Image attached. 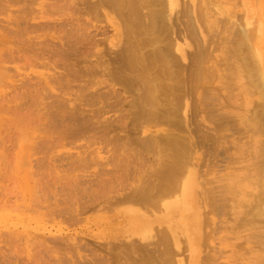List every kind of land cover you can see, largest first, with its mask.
Listing matches in <instances>:
<instances>
[{
	"label": "rangeland",
	"instance_id": "374dc122",
	"mask_svg": "<svg viewBox=\"0 0 264 264\" xmlns=\"http://www.w3.org/2000/svg\"><path fill=\"white\" fill-rule=\"evenodd\" d=\"M92 1H94L93 7H87V5ZM163 1L164 3L166 2L165 0H162V2ZM199 1L200 0H195L197 7L201 5ZM231 1L232 4L228 5L229 2L231 3ZM231 1L210 0L211 4L208 2L209 4H207L206 7H208L211 13L209 12V10H206L207 8H205V11L206 12L208 11L207 12L208 14H213L215 16L214 17L212 15L214 19L215 18L219 19L220 22L217 20L219 25L221 21L222 20L223 21L221 23V26H219L215 19V23L214 25H212V29L209 30L207 28H204V32L202 34L205 37L206 40L205 42L203 41L202 34L199 32V29H197L196 22L193 19L194 16L193 18H191L192 13L188 12L191 11L190 8L188 9L190 5L188 7L186 5H183L186 4L187 2L188 5L190 3V0H178L179 3L178 7L174 11H172L170 15L167 11H165L166 9L158 11V16L156 17V21H155V25L157 27L156 35H158V37L167 38V41L173 38L174 40H177L178 43L183 47H185L186 50L188 51V53L186 51V53L183 55V53L173 48L174 51H172V56H171L172 63H169V65H171V68H174L173 70H175L177 73H175L176 77H174V79L170 80L169 82L173 84L184 83L183 85H186L188 83L187 77L190 71L189 68H191V65L193 63L194 65L196 64L199 65V67L202 65L200 68L203 75L205 76H201L202 75L201 73L199 78H196V80L198 81V79L202 77L199 80V83L192 81L191 86L194 87L192 89L193 91H191V95L187 96L186 99L184 100L188 102V107L186 108L175 107V105H173L174 99H171V96H169L170 97L169 100H171L170 106L174 108L172 110V113L169 114L168 116L169 121H166V123H163L155 127L154 126L150 127L151 123L148 122L147 118L149 115L148 110L151 107L148 104H144L140 106L143 107L140 112L142 116L136 117L134 113L137 111L136 110L137 108L135 105H134L135 107L132 106L133 104H135L134 102L131 104V100H132L131 96L135 95V93L138 94L141 93V89H140L142 85L141 81L137 79L136 85L135 87H133V91L128 90L129 91L128 92L126 90L125 92L123 89H120L122 88L123 85L121 84L123 83L119 82L117 79H116L117 82L115 80H112L106 74L108 73L110 68H114L118 64L117 62L108 60V58L112 59L117 49L124 45V35L121 33L122 32L121 29L124 24V15L127 13V9L126 8L123 9L126 3L125 0H101V1L97 0V2H95V0H69L67 1V3L63 4L60 7L53 5L50 0H13V2L11 0L10 2L9 0H0V29L2 30V31L0 30V32L2 34L5 33L6 34V35L4 34L5 37L8 36L6 37L8 43L5 42L6 39L2 41L4 43L1 44L0 42V49H1L0 57L1 59L5 58L6 55H9L12 58L14 57V60L10 58L11 60H13L11 61L9 59V56H7L6 59L8 58L10 61L7 63L5 62L6 64L4 63L5 61L4 59L3 61L0 62V64H2L3 66H6L4 68L0 67V73L2 75L4 74V76L0 77V78L4 77L2 80L0 79V98L3 101L5 100L4 102L0 100V119H1L0 121H4V120L6 121V122L4 121L3 123L1 122L2 124H0V129H1L0 130V134H1L0 135V248L1 250H3V253L5 252L6 254L7 253L11 254L12 255L11 257L14 258V262L11 257L9 258L7 257L10 256L9 254H7L6 261H5L6 258L5 257L0 261V264H4V263L5 264H15V263L16 264H30V263L31 264H116L117 263L118 264V259H119V264H127L126 262L129 261L131 262H129L128 264L130 263L160 264L161 261H162L161 264H164L167 261L169 264H171V261L173 264H201V263L253 264L255 261L256 262L254 264H260V263L262 264V262L260 261H262L264 258L262 260H260L261 257H259L260 259L256 258L257 260L258 259L260 260L257 261L256 259H254L256 257L255 255L257 254H252V253L258 252L259 256H263L264 248H262L263 249L262 251L260 244H258L257 241H255V239L253 240L248 238V235L251 232L250 226L240 224L241 221L239 223L235 219V215L238 216L236 214V211L240 213L242 209L243 210L247 209L248 206L246 205V203L248 202H245V204L243 203L244 205L238 203L239 206H237V203L234 202L235 203L234 204L231 202L232 197L228 195L229 192L227 193L226 191L227 193L226 194L224 188H222L224 192L221 191L220 189L223 185L225 186V184H227L229 180L230 182L234 180L232 179L234 177V174L237 175L238 173H242V170L243 172H245L244 167L248 165L247 164L249 162L248 160L251 159L252 160V161L250 160L251 162L257 161L256 159L257 157H255V161H253L252 159L254 158V155H257L256 151L253 152L252 149L253 147L250 149L252 142L253 141L255 142V139H257L259 141H262L261 144L264 145V122L262 120H260L259 122V120L255 119V114L259 115V113L262 110H264L263 108L264 86L258 80H255L256 82L258 81V84H256V82L254 81L255 83H252L253 85L252 84L249 85V80L247 79V76H245V74H240L241 76L236 75L238 71L234 74H231V69L234 67L233 65H235V60H234L235 58L229 57V53L226 52L227 50L229 51L230 47L228 46L230 45L232 46L233 42L235 41V39L232 36L236 37L235 33H237L238 31L237 29L241 30L243 28V24L245 25V23L250 22V24L247 25V27L250 29H252V26L255 25L253 30L254 33L255 28L257 26L256 21L260 19L264 14V0H234L236 4L233 2V0ZM45 4H47L48 6ZM183 6L185 9L183 8ZM211 7L212 9L213 8L214 9L211 10ZM182 8L184 9L183 11L184 14H182L181 12V10H183ZM142 10L143 13L145 14L148 13L147 10L145 9ZM231 11L232 12L234 11L233 12L234 15L232 14ZM143 19L145 23L148 22L147 15H144ZM254 19L255 22H253ZM138 20L139 19H137V21ZM43 22H46L47 24H44ZM173 22L175 24L177 23L178 27H184L183 24L189 23L192 33L191 36H188L186 39L187 44H184L183 39L180 38L181 39L180 40L178 36L176 37L171 32L170 26L174 24ZM34 24L36 26H39L40 28L34 26ZM216 24H217V28H216ZM230 24L232 25L229 26ZM31 25L34 27L30 28ZM51 25L52 28H50ZM54 25L61 27L58 28L55 27ZM15 26L17 28H15ZM25 27L28 30H26ZM228 27L229 29H227ZM234 27L236 28L237 31H235ZM218 29L220 30L218 31ZM33 30L35 33L29 32ZM205 30L206 31L209 30V32L208 31L205 32ZM211 30L214 31L212 32ZM233 31H235L234 34ZM193 33H195L194 34L195 36L193 35ZM222 34L224 36H222ZM226 36L229 37L230 39L227 38ZM222 37L224 38V40L222 39ZM226 39H228L229 41L232 40L233 42L230 41L231 43L230 44L229 41ZM29 41L30 43L28 44ZM212 41H214L213 45H212ZM24 42L25 44H28V46L22 45L24 44ZM71 42L74 44H72L70 47L69 44H71ZM222 42L224 45L222 44ZM50 45L51 47H48ZM156 45H162V43H157ZM5 46L8 49L7 48L4 49ZM46 46L48 47L47 48L48 50L46 49ZM216 48H218L219 51ZM261 48L262 51L264 52L263 45L261 46ZM43 49L45 51H43ZM61 49H65V51L68 52L64 51L63 53ZM55 50H57V52ZM247 50L244 49V53L245 51L247 52ZM209 51L211 53H209ZM11 53L12 54L19 53V54L12 55ZM62 53L65 55H61ZM225 53L228 55H226ZM109 56H113V57H109ZM231 61H234V63ZM103 67L105 68V70L104 69L102 70ZM123 71L127 72L126 69H122V71L120 72ZM179 71L180 73H178ZM8 72H10V75ZM254 78L255 77H253V79ZM61 80L62 83L61 84L58 83V81ZM65 80L70 82L67 83L65 82ZM24 82L25 83L30 82V83L27 85ZM64 83L65 84L70 83L72 85L70 86L69 84V87L65 88L67 90L65 89L63 90L62 88H64L65 86L67 87V84L65 85ZM20 84H22V86ZM37 84H39V86ZM62 84H64L65 86L61 88ZM12 85L14 87H12ZM24 85L26 89L23 87ZM31 86L32 87L35 86V87L32 88ZM45 86L47 89L44 88ZM38 87L40 88V90ZM136 87L137 89H135ZM35 88L36 90L37 89L39 90V91L37 90L38 94L35 93L36 92ZM113 88H117L120 91L122 90L120 93L119 90L118 92H116L121 95L119 96L117 94L116 96V93L112 94L111 89ZM18 89H20V91L23 92L22 93L23 96ZM61 89L62 91L60 92ZM117 89L114 90L116 91ZM25 90L26 93L24 94ZM16 91L18 92L17 94ZM28 91L30 93H27ZM40 93L41 95L38 97ZM49 93L52 94V99ZM108 93L111 94L108 95ZM186 93L188 92L186 91ZM259 93H261V95ZM33 94L37 96L35 97ZM46 94L47 96H45ZM60 94L61 96H59ZM105 94H107V96ZM18 95L21 96L20 99H18L20 97ZM98 95L102 98L100 102L98 101L99 99L97 100V98H99ZM104 95L106 96L107 104H104L105 102ZM112 95H115L118 98ZM58 96L59 98L60 97L61 98L58 99L57 98ZM15 97L17 100L15 99ZM31 97L34 98L32 99ZM8 98L11 100V102ZM122 98L126 99V102ZM119 99H122V103L120 102ZM30 100L31 102H29ZM59 100L60 103L64 104L63 106L61 105L62 107L59 104V106L61 107V108L59 107L60 110H62V108L65 107L63 110L64 113H61V111L58 110V107L56 106L58 105ZM107 100L110 101L111 103H109ZM127 100H129L130 103L129 101L127 102ZM133 100H135V96ZM53 101L55 102V106L52 104L54 103ZM116 102L121 104L119 105ZM43 103L44 104L47 103L48 107L46 106V104L42 106ZM37 104H39L40 106ZM109 104L112 105V107H110ZM129 104L131 108L130 107L128 108ZM9 105L10 107L8 108ZM34 106L36 107L35 109ZM72 106L78 107L79 109L83 110V113H81L82 110H80L81 112H79L80 114H83L80 116V120L82 121L81 123L82 126L84 123L83 121L87 122L88 121L87 118L89 117L88 119L90 121V124L86 125V123H84L85 125L84 129L81 126L82 127L81 132L82 134L85 133V135L77 136L78 134H80V131L77 130L80 128V126L79 128L75 129L77 127L76 123L72 124L68 122L69 124H71L69 125L71 126L69 127L70 129L68 128L67 123H66L67 125L63 123L65 126H61L60 123H57L60 122V118L57 110L60 111L59 113L60 115L63 114L67 115L66 117L64 115V119L67 118L66 119L67 122L68 118H70V116L68 117V115L71 113L70 111L74 113V111L77 109V108L75 109L74 107L72 109ZM106 106L109 107L106 108ZM49 107L50 108L52 107L51 108L52 111ZM100 108L103 109V111L102 110L100 111ZM79 109L76 110V113L77 111H79ZM42 110L44 111L41 112ZM25 113L28 115L30 120H28V117L27 115H25ZM46 113H48L49 117L47 116ZM73 113L71 114V116L73 115L72 117L75 116V114ZM41 116L43 117V119ZM83 116H86V118H84ZM94 116L97 117L95 118ZM249 117L252 120L253 119L256 120V122H254L255 124L257 123L258 125L259 123V125L257 126L259 127V129H257V127L251 128L253 133H257L254 135L256 137L255 139L252 138V134H251L252 132L250 131L251 124L249 125ZM50 118L54 123L53 124L49 123L50 124L49 126L47 123L48 120H50ZM40 120H42L43 122ZM44 120L46 123L44 122ZM51 120L49 122H51ZM91 120L92 123L94 120L96 121L94 122V126L98 124L97 120H99L98 121L99 124L95 127V129L93 128L94 130L92 129V131L91 128L93 127V124L91 123ZM104 121L107 122H105L103 125L102 123ZM37 122L38 124H40V126H38ZM108 122H110L111 125H109L107 128L106 127L107 125L105 126V124H107ZM112 122L114 125L112 124ZM245 122L247 123L244 124ZM254 123L252 124L255 125ZM116 124L117 125L121 124V125L118 126V128L116 129L115 128V126H117ZM73 125L75 126V128ZM99 125L105 127V128L102 127L104 134L107 132L104 129L109 130L112 129L113 127L114 128L108 131L106 133L107 136L104 135L105 136L104 137L103 135H101L103 131H101L100 128L101 126ZM124 125L125 127H123ZM51 126H53V128ZM64 128L65 129L67 128L66 131H64L65 130ZM98 128L102 133L98 131ZM247 128H249V130ZM44 130H46L45 132H47V134L44 132ZM75 130H77L76 133L78 131L79 133L74 134ZM162 130H164V132ZM60 131L63 132V134L64 132H67L65 133V136L68 134V136L71 137L69 138L68 136H66L71 140L70 144H68L69 140H67L68 141L67 142L63 138L61 139V141L63 140L62 141L63 143L57 145L59 142H61L60 139L57 138L59 140L57 139L54 140L53 138H56L57 136L56 134H58V132L61 133ZM48 133L50 135H48ZM72 134L75 137L76 136L77 137L75 138L74 136H72ZM100 135L104 137L105 140L101 138ZM249 135H251V137ZM45 136L48 137L46 138ZM91 136L92 138H90ZM39 137L40 138L42 137L43 139L42 138L40 139ZM72 137H74V141H75L74 143L72 141ZM155 137L158 138V141L160 140L159 142H156L158 146L153 145L152 143V139H154ZM172 138H175L176 140H187L189 143L191 142L190 149L193 150L194 153L196 152L197 153L196 155L199 156L198 160L197 161L193 160L190 165V170H192L195 173V180L197 183L195 201L198 209V211L196 212H198L200 215V228L198 229V233H196L199 236L197 235L198 239L196 241L197 243L195 246H190L189 240H192V238L190 234L184 230V228L180 227L179 224L180 219L178 218L179 216L177 213H175L171 217L168 223L164 222L162 223L161 226L158 225V223H153V228L148 232V234H146L147 237L145 235L147 239L149 237V240L142 239L139 235L136 234H134L133 236V234L130 233L131 221L135 220V216H133L132 211L138 212V214H135L136 216L139 215L145 216L148 219H153L154 217H160L164 215V212L163 210H161V208L160 209L157 208L159 209V212L154 209L149 210L151 212H148V210H146L145 208L143 209V207H140V205H137L136 203L132 204L130 200V196H128L130 202H128L129 201L127 200L128 198L126 199L125 197L124 199L126 201H123V196H121L122 193H123L122 195L124 194L130 195L128 194L129 191L131 193V190L129 189L131 187L134 188L131 185L134 184L135 186H137V184L141 185L140 180L143 179L144 182L143 181L142 182L145 183V181L148 182L149 180L154 178L153 174H151L152 173L151 167L153 168V166L156 165L153 164L156 160L157 161L155 163L158 162V159L160 161V157L159 155H157L158 153L161 152L163 156L165 154L167 155L169 154V150L166 149L165 147ZM52 139L55 142H53ZM45 140L48 141L45 142ZM36 141L38 143L36 145L38 146L34 148V146H36L35 145ZM43 141L45 142V144H43L44 143ZM224 141L226 145L224 144ZM39 142L41 147L39 146ZM229 142H231V145ZM232 142L234 145H232ZM248 142L249 143L251 142L250 143L251 145H249ZM46 143L47 144L49 143L51 145V146L49 145L50 148ZM255 143L256 144H253L254 147L255 145L256 146L258 145L257 142ZM32 147L33 149H31ZM39 147L40 150L38 151L37 148ZM241 147H243L244 150ZM223 148H225V150H222ZM222 151L225 152L223 153ZM237 151L241 153H238L239 154L238 155L236 153ZM243 151H245L246 153H243ZM231 152H235L236 156ZM44 153H45V158L47 157V159H44ZM47 154L49 155L50 159H48L49 157ZM225 154L232 160L231 159L229 160V158L225 156ZM242 155L244 157H242ZM157 157L158 159H156ZM165 157L166 155L164 156V159ZM39 159L42 161H40ZM239 159L240 161L242 159L245 162L241 161L242 163H238ZM230 162L231 165H228V163L230 164ZM216 163L218 166L215 165ZM232 163L238 165H232ZM211 164L212 166H210ZM227 165L228 167H226ZM215 171L217 172L219 171V172L215 173ZM27 172L29 173L27 174ZM226 173L230 176H228ZM214 174H216V176L218 175V177H216ZM224 174L226 176H224ZM221 179L224 181H222ZM226 179L228 180L227 182H225ZM211 180L214 181L217 180L214 183H217L219 181V184L221 183L220 187H218L219 185L218 183L212 184L213 185L212 186L210 182ZM120 183L122 185L124 184L125 185L121 187ZM128 185L130 186V188L128 187ZM209 185L212 187L210 188ZM114 188L115 189L118 188L117 191ZM212 188H215V190L213 191ZM103 189H106L108 192ZM110 190H112L113 193ZM208 190H210V192H208ZM216 190H218L217 192L218 194L214 193L215 194L214 196L217 195L220 196L221 198L220 193L222 192L228 198V199L226 198V203L224 204L229 203L228 205L230 206V209L228 205H225V207L227 206L226 208L222 207L220 208V210L214 211L213 214L212 213L213 211L210 212V209H208L209 208L208 205L207 204L205 205V203L208 202L210 203L217 197V196L216 197L211 196L213 195L211 194V192L213 193ZM102 191L106 193H102ZM252 191L249 193L252 194ZM207 192L210 194H208ZM240 192L238 191V193ZM100 193H102V195H99ZM118 193H120L119 194L120 196H117ZM245 193L248 194V191H246ZM106 194L110 198L114 196L115 199H113L114 198L113 197L111 200ZM203 196L204 197L207 196L205 200L203 199L204 198ZM118 197L122 199V201L119 200ZM220 198H216V199H220ZM117 199L118 202H116L115 204V200ZM105 201L111 204V206H112V202L110 201H114L113 205L115 206L111 207ZM120 201L123 204H121ZM83 205L84 206L87 205V206L86 208L84 207L82 210H80ZM90 205L92 206L90 207ZM241 205L243 206V208ZM239 207L241 209L240 211H238ZM59 210L61 211V214ZM205 210H209V211L206 213ZM261 211L263 212V210ZM215 213L217 215H215ZM202 214H204V216L208 214L206 216L209 218L207 219L206 216L204 217ZM240 215L241 213L239 214V216ZM257 217L256 219H258ZM260 217H261L260 219L262 220L264 218L263 214ZM225 219H227L228 221ZM203 220H205L203 223L205 224L206 222L207 226H205L206 224L205 225L202 224ZM261 220H260L261 222L260 226H259L260 222L254 223V226L256 225L255 228L260 229V227L263 226ZM222 221L223 222L225 221L226 225L223 224ZM213 225L214 228H212ZM237 225L239 228L235 227ZM243 225L246 226L247 228L249 227L250 229L245 228ZM216 226H217V232L215 234ZM219 226L221 228H218ZM161 228H164L165 233L169 235L168 240L171 239L170 242L172 243L170 244L169 242H167V244H169L168 246L172 245V248L176 253L173 254V250L171 246L169 248H171L172 254L171 252L169 253L170 249H168L169 250L168 251L163 244L160 243L156 245V241L159 242L158 238L160 237V234L164 231ZM168 228H170V230L172 229L171 231L174 233L175 239L173 238V235H170ZM262 228L264 229V227ZM157 229L158 231H156ZM263 229H260V231H264ZM159 230L161 233L159 232ZM232 230L234 231V233ZM254 230L255 229H253V231ZM241 231L242 232L244 231L245 235ZM210 232L212 234H210ZM236 232L239 233L241 232L242 234L240 233L239 236L240 237L242 236V238L236 235ZM204 233L206 234L204 235ZM232 234L235 236L233 237ZM44 235L47 236L46 238L48 239V241H45ZM51 235H55V237L62 236L60 238H63V240L57 237L54 238L55 240L57 239L55 243H54L55 240L49 242V240L53 239ZM210 235L213 236L211 237ZM49 236L52 238H50ZM220 237H224V238H220ZM229 237L233 242L230 240ZM213 238H216V240ZM235 238H238V240L237 239L235 240ZM43 239L45 242L43 241ZM58 239L60 240V242L58 241ZM220 239L224 240V242H222V240ZM144 242L146 243L145 245ZM50 244L52 245V249L50 247L51 246ZM214 244L215 245L217 244V247H214L215 246ZM46 246H48L49 250L47 249ZM144 247H146V249ZM43 248L48 251L44 250ZM114 248L117 249L115 250ZM153 248H155V252L153 251L154 250ZM161 248L163 249L162 251ZM11 249L13 250V252L11 251ZM165 249L167 250V253L170 254L169 256L171 257L169 256L166 257L167 253L165 254V252H163ZM1 250L0 252H2ZM156 250L159 252L157 253ZM251 250L252 251L254 250V252H251ZM115 251L117 252L115 253ZM127 251H132V253ZM221 251L224 253H221ZM227 251L228 252L231 251V252L227 253ZM142 252H144L145 254H142ZM208 252H212V253L214 252L215 255L214 256L213 254L209 255ZM216 252L220 253L221 256ZM239 252L240 254H238ZM133 253L135 254V256ZM159 253H162L160 254L161 256H159ZM237 254L238 256L241 257H238ZM252 255H254L255 257L253 258ZM205 256L207 258L210 257L211 261L213 260V262H211L209 259L206 260ZM211 256L214 258L212 259ZM250 256L252 257L250 258ZM131 257L133 261L131 260ZM134 258L137 260H134ZM162 259L163 260L165 259V262ZM7 260L10 262L8 263ZM53 260H56V262ZM60 261L63 263H61ZM214 261H216V263Z\"/></svg>",
	"mask_w": 264,
	"mask_h": 264
},
{
	"label": "bare ground",
	"instance_id": "6f19581e",
	"mask_svg": "<svg viewBox=\"0 0 264 264\" xmlns=\"http://www.w3.org/2000/svg\"><path fill=\"white\" fill-rule=\"evenodd\" d=\"M12 2H13V0H11ZM51 2L53 1V0H50ZM67 1H69V0H54L53 2H52V4L53 5H55V6H58V7H60V6H62L63 4H65V3H67ZM101 1V0H100ZM126 1V3H125V7L123 8V9H127V13L124 15V13H123V15H124V24H123V27H122V34L124 35V45L123 46H121L120 48H118L117 49V51L115 52V54H114V57L113 56H109V57H113L112 59L110 58H108V60H112L113 62H117L118 64H117V66L116 67H114V68H110V70L109 69H107V70H109L108 71V73H106V71H105V73L107 74V76H109L112 80H115L116 82H117V80L119 81V82H121V83H123V84H121V85H123L122 86V88H120V89H123L125 92H126V90L128 91H133V87H135V85H136V80L137 79H139L140 81H141V93H135V95H133V96H131L132 98V100L131 99H129V100H131V104L134 102L135 104H133L132 106H136V112L134 113V115L136 116V117H140V116H142L141 114H140V112H141V110H142V108L143 107H140V106H142V105H144V104H148L151 108L148 110V118H147V120H148V122L149 123H151V125H150V127H152V126H158V125H161V124H163V123H166V121H169L168 120V116H169V114H171L172 113V110L174 109V108H172V106H170L171 104V100H169L170 99V97L169 96H171V99H174V102H173V105H175V107H179V108H186V107H188V102L187 101H184L185 99H186V97L187 96H189V95H191V91H193L192 89L194 88L193 86H191L192 85V81H194V82H197V83H199V80L202 78H200V79H198V81L196 80V78H199V76H200V74L202 73V71H201V66L199 67V65H194V63L191 65V68H189V74H188V79H187V81H188V83L186 84V85H183L184 83H176V84H173V83H171V82H169L170 80H173L174 79V77H176V74L175 73H177L175 70H173L174 68H171V65H169V63H172V51H174L173 50V48L175 49V50H177V51H179V52H181V53H183V55L186 53V48L185 47H183L182 45H180L179 43H178V41L177 40H174L173 38L171 39V40H169V41H167V38H165V37H158V35H156L157 33H156V25H155V21H156V17L158 16V11H161V10H164V9H166L165 11H167L168 13H169V15L172 13V11H174L177 7H178V5H179V3H178V0H165L166 2L164 3V1L162 2V0H125ZM220 1V0H219ZM231 1V0H230ZM7 2V1H6ZM9 2H10V0H9ZM95 2H97V0H95ZM186 2V1H185ZM189 2V1H188ZM187 2V3H188ZM200 2V4L201 5H199V3H198V7H197V4L195 3V0H190V3L187 5V3L186 4H183V5H186L187 7H188V9L190 8V10L191 11H188L189 13L191 12L192 13V17L191 18H193V16H194V20H195V22H196V26H197V29H199V32L202 34L203 32H204V28H207V29H212V25H214V23H215V19L212 17V15L213 14H208L206 11H205V8H207L206 10H209L208 9V7H206L207 6V4H209L210 3V0L209 1H207V0H200L199 1ZM209 2V3H208ZM214 2V1H213ZM226 2V1H225ZM224 2V3H225ZM228 2V1H227ZM233 2H234V0H233ZM8 3V2H7ZM211 3H212V1H211ZM210 3V4H211ZM221 3V2H220ZM230 3V2H229ZM228 3V5H231L232 4V1H231V3L229 4ZM235 4H236V2H234ZM93 4H94V1H92V2H90L88 5H87V7H93ZM196 4V5H195ZM214 4V3H213ZM45 5H47V4H45ZM165 5V6H164ZM234 5V4H233ZM8 6V5H7ZM48 6V5H47ZM185 6V7H186ZM220 6V5H219ZM222 6V5H221ZM186 7V8H187ZM235 7H236V5H235ZM183 8H184V6H183ZM182 8V9H183ZM217 8V7H216ZM230 8V7H229ZM234 8V7H233ZM142 9H145V10H147L148 11V13L147 14H145V13H143V10ZM185 9V8H184ZM184 9L183 10H181V12H182V14H184L183 13V11H184ZM214 9V8H213ZM212 9V7H211V10H213ZM220 9V8H219ZM221 10V9H220ZM226 10H227V8H226ZM225 11V10H224ZM209 12L211 13V11L209 10ZM213 12H216V11H213ZM223 12V11H222ZM232 12V11H231ZM234 12V11H233ZM233 12H232V14H233ZM187 14V13H186ZM215 14V13H214ZM236 14V13H235ZM26 15V14H25ZM30 15V14H29ZM144 15H147V17H148V22L147 23H145L144 22V19H143V17H144ZM191 15V14H190ZM210 15H211V17L213 18H211L210 17ZM234 15V14H233ZM37 16V15H36ZM214 16V15H213ZM236 16V15H235ZM215 17V16H214ZM31 18V17H30ZM36 18V17H35ZM220 18V17H219ZM137 19H139L138 21H137ZM36 20V19H35ZM44 20V19H43ZM217 20L220 22V20L219 19H216V22H217ZM27 21V20H26ZM26 21H25V23H26ZM176 21V20H175ZM193 21V20H192ZM223 21V20H222ZM222 21H221V23H222ZM225 21V20H224ZM227 21V20H226ZM23 22V21H22ZM194 22V23H195ZM253 22H255V19H254V21ZM8 23V22H7ZM12 23V22H11ZM16 23V22H15ZM15 23H14V25H15ZM40 23V22H39ZM44 24H47L46 22H43ZM174 23V22H173ZM221 23H220V25L218 24V22H217V24L219 25V26H221ZM224 23V22H223ZM231 23V22H230ZM234 23V22H233ZM239 23V22H238ZM10 24V23H9ZM17 24V23H16ZM33 24V23H32ZM50 24V23H49ZM59 24V23H58ZM61 24V23H60ZM217 24H216V28H217ZM248 24H250V22H247V23H245V25L243 24V30L241 29V30H239V29H237L236 30V28H235V31H237V33H235V31H233V34L235 33L236 34V37L235 36H232L234 39H235V41L233 42L232 40H230L231 42H233V44H232V46L230 45V46H228V47H230L229 48V51L227 50L226 52L227 53H229V57H231V58H235L234 60H235V65H233L234 67L231 69V74H234V73H236L237 71V73H236V75H240V74H245V76H247V79L249 80V85H251L252 83H255L256 81L255 80H258V81H260L262 84H263V86H264V52L262 51V48H261V46L263 45L264 46V14L262 15V17L260 18V19H258L257 21H256V24H257V26H256V28H255V31L257 32V34H256V32L254 31V33L256 34H254L253 33V30H254V26L255 25H253L252 26V29H250V28H248L247 27V25ZM13 25V26H14ZM19 25V24H18ZM28 25H30V24H28ZM62 25V24H61ZM184 25V27H178V24L176 23H174V24H172L171 26H170V30H171V32L173 33V35H175L176 37L178 36L179 37V39L181 38V39H183L184 40V44H187V37L188 36H191V33H192V31H191V28H190V25H189V23L188 24H183ZM223 25V24H222ZM232 24H230L229 26H231ZM238 25V24H237ZM242 25V24H241ZM12 26V25H11ZM25 26V25H24ZM34 26H36L35 24H34ZM34 26H32L31 25V27L30 28H32V27H34ZM50 26V25H49ZM55 26V25H54ZM137 26V27H136ZM233 26H234V24H233ZM232 26V27H233ZM240 26V25H239ZM238 26V27H239ZM5 27V26H4ZM3 27V28H4ZM6 27H7V25H6ZM36 27H39V26H36ZM55 27H58V28H60L59 26H55ZM241 27V26H240ZM15 28H17L16 26H15ZM26 28V27H25ZM24 28V29H25ZM29 28V27H28ZM40 28V27H39ZM38 28V29H39ZM50 28H52V25H51V27ZM215 28V29H216ZM222 28H224V27H222ZM221 28V29H222ZM5 29V28H4ZM20 29V28H19ZM42 29V28H41ZM48 29V28H47ZM213 29H214V27H213ZM227 29H229V27L227 28ZM1 30V29H0ZM11 30V29H10ZM26 30H28L27 28H26ZM195 30H196V28H195ZM209 30H207L208 32H209ZM220 29H218V31H219ZM2 31V30H1ZM20 31H22V30H20ZM43 31H45V30H43ZM43 31H41V32H43ZM206 30H205V32H207ZM212 31V30H211ZM214 31V30H213ZM212 31V32H213ZM222 31V30H221ZM221 31H220V34H221ZM29 32H33V33H35L34 32V30L33 31H29ZM39 32V31H38ZM194 32V31H193ZM215 32H216V30H215ZM32 33V34H33ZM37 33V32H36ZM40 33V32H39ZM5 33H1L0 32V42H1V44L2 43H4V42H2V41H4L5 39H6V41L5 42H7V38L6 37H8V36H6L5 37V35H4ZM195 33H193V35H194ZM197 34V33H196ZM212 34V33H211ZM229 34V33H228ZM232 34V35H233ZM27 35V34H26ZM36 35V34H35ZM209 35V34H208ZM255 35V36H254ZM39 36V35H38ZM195 36V35H194ZM211 36V35H210ZM210 36H209V38H210ZM216 36V35H215ZM222 36H224L223 34H222ZM229 36V35H228ZM12 37V36H11ZM14 37H15V34H14ZM17 37V36H16ZM30 37H32V36H30ZM42 37V36H41ZM199 37V36H198ZM213 37V36H212ZM221 37V36H220ZM227 37V36H226ZM225 37V38H226ZM10 38V37H9ZM89 38V37H88ZM202 38H203V41L205 42L206 40H205V37H204V35L202 34ZM208 38V37H207ZM227 38H229V37H227ZM180 39V40H181ZM198 39V38H197ZM196 39V40H197ZM212 39V38H211ZM222 39L224 40V38L222 37ZM230 39V38H229ZM233 39V40H234ZM33 40H34V38H33ZM44 40H46V39H44ZM88 40V39H87ZM95 40H97V39H95ZM201 40V39H200ZM208 40V39H207ZM214 40V39H213ZM226 40H228V39H226ZM12 41V40H11ZM41 41V40H40ZM221 41V40H220ZM229 41V40H228ZM230 41H229V43H230ZM18 42V41H17ZM25 42H26V40H25ZM25 42H24V44H22V45H27L28 46V44L30 43V41L28 42V44H25ZM42 42V41H41ZM68 42H70V41H68ZM78 42V41H77ZM76 42V43H77ZM87 42V41H86ZM201 42V41H200ZM214 41H212V45L214 44L213 43ZM226 42V41H225ZM8 43V42H7ZM39 43V42H38ZM74 43H75V41H74ZM74 43H72L71 42V44H69L70 45V47H71V45L72 44H74ZM92 43V42H91ZM157 43H162V45H156ZM50 44V43H49ZM54 44V43H53ZM201 44V43H200ZM216 44V43H215ZM222 44H223V42H222ZM227 44H228V42H227ZM231 44V43H230ZM21 45V44H20ZM31 45V44H30ZM29 45V46H30ZM36 45V44H35ZM52 45V44H51ZM51 45L50 46H48V47H51ZM57 45V44H56ZM88 45V44H87ZM86 45V46H87ZM202 45V44H201ZM205 45V44H204ZM224 45V44H223ZM73 46H75V45H73ZM216 46V45H215ZM214 46V47H215ZM33 47H34V45H33ZM38 47H39V45H38ZM47 46H46V49L48 48ZM69 47V46H68ZM85 47V46H84ZM206 47V46H205ZM213 47V48H214ZM224 47V46H223ZM228 47H227V49H228ZM1 48H3V47H1ZM7 47L5 46V48L4 49H6ZM17 48V47H16ZM18 48H20V47H18ZM28 48V47H27ZM73 48V47H72ZM204 48V47H203ZM203 48H202V50H203ZM249 48V49H248ZM8 49V48H7ZM14 49V48H13ZM23 49V48H22ZM33 49V48H32ZM40 49V48H39ZM216 49H218V48H216ZM215 49V50H216ZM244 49H248L247 50V52L245 51V53H244ZM1 50V49H0ZM21 50V49H20ZM20 50H19V52H20ZM37 50V49H36ZM48 50V49H47ZM49 50H51V49H49ZM59 50V49H58ZM85 50V49H84ZM208 50V49H207ZM211 50H213V49H211ZM210 50V51H211ZM25 51H27V50H25ZM41 51H42V49H41ZM43 51H45L44 49H43ZM56 52H57V50H55ZM61 51H63V53H64V51H65V49H61ZM87 51V50H86ZM199 51V50H198ZM209 51V53H211ZM218 51H219V49H218ZM13 52V51H12ZM65 52H68V51H65ZM202 52V51H201ZM225 52V51H224ZM3 53V52H2ZM7 53V52H6ZM5 53V54H6ZM61 54V55H65V54ZM187 53H188V51H187ZM191 53V52H190ZM199 53V52H198ZM12 54V53H11ZM13 54H15V53H13ZM12 54V55H13ZM17 55L19 54V53H16ZM15 54V55H16ZM48 54V53H47ZM53 54H55V53H53ZM68 54V53H67ZM192 54V53H191ZM190 54V55H191ZM226 54V53H225ZM11 55V56H12ZM42 55V54H41ZM60 55V54H59ZM226 55H228V54H226ZM1 56V55H0ZM7 56H9V55H6V57ZM20 56V55H19ZM5 57V56H4ZM6 57L5 58H2L1 59V57H0V62L1 61H3V59L5 60L4 61V63L6 62H9L11 59L10 58H12V57H10L9 56V59L7 58L6 59ZM48 57H49V55H48ZM61 57V56H60ZM64 57V56H63ZM17 58H18V56H17ZM51 58V57H50ZM49 58V59H50ZM62 58V57H61ZM66 58V57H65ZM231 58H230V60H231ZM13 60H14V57L12 58ZM19 59H21V58H19ZM8 60V61H7ZM13 60H11V61H13ZM17 60V59H16ZM231 62H233L234 63V61H231ZM3 63V64H4ZM5 63V64H6ZM13 63V62H12ZM101 64H104V63H101ZM107 64H108V61H107ZM0 65H2V64H0ZM65 66V65H64ZM94 66V65H93ZM187 66H190V65H187ZM0 67H6V66H0ZM8 67V66H7ZM72 67V66H71ZM105 67H107V66H105ZM194 67V68H193ZM100 68V67H99ZM105 70V68L103 67L102 68V70ZM122 69H126L127 70V72H120V71H122ZM3 70V69H2ZM1 70V71H2ZM6 71H8V70H6ZM93 71V70H92ZM95 71H96V69H95ZM195 71H197V72H195ZM86 72H88V71H86ZM90 72V71H89ZM9 73V75H10V72H8ZM100 73V72H99ZM104 73V72H103ZM128 73V74H127ZM178 73H180V71L178 72ZM83 74H85V73H83ZM193 74H194V76H195V78H194V76H193ZM65 75V74H64ZM64 75H62V76H64ZM2 76H4V74L2 75L1 73H0V77H2ZM7 76V75H6ZM60 76V75H59ZM201 76H205V75H203V73H202V75ZM241 76V75H240ZM9 77V76H8ZM57 77V76H56ZM61 77V76H60ZM108 77V78H109ZM253 77H255L254 79H253ZM4 78V77H3ZM3 78H0L1 80L3 79ZM62 78V77H61ZM107 78V79H108ZM55 79V78H54ZM59 79V78H58ZM67 79V78H66ZM117 79V80H116ZM60 80V79H59ZM9 81V80H8ZM57 81V80H56ZM72 81V80H71ZM255 81V82H254ZM258 81L256 82V84H258ZM10 82V81H9ZM21 82V81H20ZM25 82H26V80H25ZM24 82V83H25ZM65 82H70V81H66L65 80ZM182 82H185V81H182ZM22 83V82H21ZM30 83V82H29ZM29 83H25V84H29ZM57 83V82H56ZM58 83H62V80L61 81H58ZM66 83V84H67ZM17 84V83H16ZM32 84V83H31ZM30 84V85H31ZM36 84V83H35ZM34 84V85H35ZM65 84V83H64ZM64 84H62L61 85V88L62 87H64L65 85ZM70 84V83H69ZM69 84H67V87L65 86L64 88H62L63 90L65 89V88H68L69 87ZM195 84V83H194ZM14 85V84H13ZM12 85V87H14ZM21 86H22V84H20ZM26 85V86H27ZM29 85V86H30ZM38 86H39V84H37ZM72 84H70V86H71ZM120 85V86H121ZM197 85V84H196ZM253 85V84H252ZM16 87V86H15ZM24 88H25V85L23 86ZM32 87V86H31ZM33 87H35V86H33ZM32 87V88H33ZM19 88V87H18ZM39 88V87H38ZM44 88H46V86L44 87ZM57 88V87H56ZM60 88V87H59ZM14 89V88H13ZM22 89V88H21ZM26 89V88H25ZM28 89V88H27ZM47 89V88H46ZM58 89V88H57ZM62 89L60 90V92L62 91ZM70 89H71V87H70ZM114 89H117V88H113V89H111V93L113 94V93H116V92H118V90L119 89H117L116 91L114 90ZM135 89H137V87L135 88ZM19 91H20V89H18ZM33 90V89H32ZM35 90H36V88H35ZM38 90V89H37ZM37 90H36V92L35 93H37L38 94V92H37ZM39 90H40V88H39ZM38 90V91H39ZM65 90H67V89H65ZM112 90H114V91H112ZM188 92V93H186V91ZM12 91V90H11ZM10 91V92H11ZM22 91H24V90H22ZM122 91V90H121ZM120 90H119V93L121 92ZM128 91V92H129ZM21 92V91H20ZM32 92V91H31ZM46 92V91H45ZM69 92V91H68ZM127 92V93H128ZM13 93H15V92H13ZM18 92L16 91V94H17ZM23 92H21V94H22ZM26 93V90H25V92H24V94ZM27 93H30L29 91L27 92ZM44 93V92H43ZM111 93H108V95H110ZM134 93V92H133ZM63 94V93H62ZM117 94L118 93H116V96H117ZM126 94V93H125ZM260 95H261V93H259ZM9 95V94H8ZM34 95V94H33ZM32 95V96H33ZM41 95V93L38 95V97ZM49 95H51V99H52V94H50L49 93ZM102 95V94H101ZM106 96H107V94H105ZM104 95V96H105ZM119 96L121 95V94H118ZM10 96H11V94H10ZM18 96H20V95H18ZM22 96H23V94H22ZM29 96H31V95H29ZM35 97L37 96V95H34ZM44 96V95H43ZM45 96H47V94L45 95ZM56 96V95H55ZM59 96H61V94L59 95ZM59 96L57 97L58 99H60L59 98ZM99 96V95H98ZM103 96V97H104ZM106 96L104 97L105 98V102H104V104H107V102H106ZM112 96H114V97H116L115 95H112ZM111 96V97H112ZM134 96H135V100H133L134 99ZM264 96V95H263ZM5 97V96H4ZM6 98V97H5ZM10 98V97H9ZM8 98V99H9ZM21 98V96L18 98V99H20ZM32 98V97H31ZM34 98V97H33ZM32 98V99H33ZM44 98H46V97H44ZM54 98V97H53ZM56 98V99H57ZM103 98V99H104ZM116 98H118V97H116ZM120 98V97H119ZM4 99V98H3ZM11 99V98H10ZM9 99V100H10ZM12 99H14V98H12ZM15 99H16V97H15ZM28 99H30V98H28ZM28 99H27V101H28ZM31 99V100H32ZM55 99V98H54ZM99 99V100H98ZM102 98L99 96V98H97V100L100 102V100H101ZM115 99V98H114ZM123 100H125V102H126V99H124V98H122ZM122 99H119L120 100V102L122 103ZM0 100H2L1 98H0ZM17 100V99H16ZM31 100L29 101V102H31ZM36 100H38V99H36ZM117 100V99H116ZM115 100V101H116ZM129 100H127V102L129 101ZM3 101V100H2ZM5 101V100H4ZM3 101V102H4ZM13 101V100H12ZM49 101H51V100H49ZM58 101V100H57ZM108 101V100H107ZM7 102V101H6ZM10 102H11V100H10ZM9 102V103H10ZM14 102V101H13ZM16 102V101H15ZM36 102V101H35ZM38 102V101H37ZM54 102V101H53ZM109 103H111L110 101H108ZM117 102H119V101H117ZM116 102V103H117ZM25 103V102H24ZM28 103V102H27ZM26 103V104H27ZM33 103H34V101H33ZM103 103V102H102ZM112 103H115V102H112ZM120 103V104H121ZM129 103H130V101H129ZM32 104V103H31ZM36 104V103H35ZM46 104V106H47V103H45ZM44 103L42 104V106L43 105H45ZM50 104V103H49ZM48 104V105H49ZM54 106H55V102L54 103H52ZM59 104H60V106L62 105H64V104H62V103H60V100H59V103H58V105H56L57 107H58V110H60L59 109ZM117 104H119V103H117ZM119 104V105H120ZM124 104V103H123ZM126 104H128V103H126ZM29 105V104H28ZM37 105H39V104H37ZM118 105V106H119ZM15 106H17V105H15ZM24 106H26V105H24ZM40 106V105H39ZM46 106H45V108H46ZM61 106V107H62ZM77 106V105H76ZM109 106L110 107H112V105H110L109 104ZM109 106H106V108L107 107H109ZM115 106V105H114ZM117 106V105H116ZM126 106V105H125ZM134 106V107H135ZM263 106V105H262ZM10 107V105L8 106V108ZM21 107V106H20ZM28 107V106H27ZM31 107V106H30ZM48 107V106H47ZM60 107V108H61ZM73 107L74 106H72V109H73ZM105 107V106H104ZM104 107H102V108H104ZM127 107V106H126ZM130 107V104L128 105V108ZM18 108V107H17ZM36 107L34 106V109H35ZM40 108H43V107H40ZM44 108V109H45ZM50 108V107H49ZM52 108V107H51ZM50 108V109H51ZM65 108V107H64ZM64 108H62V110H60L61 111V113H64L63 112V110H64ZM76 110H78L79 108L78 107H74ZM131 108V107H130ZM264 108V107H263ZM262 108V109H263ZM11 109V108H10ZM29 109V108H28ZM48 109V108H47ZM57 109V108H56ZM55 109V110H56ZM18 110V109H17ZM22 110V109H21ZM37 110V109H36ZM57 110V112H58V115H59V118H60V122H57V123H60V125L61 126H65L63 123H67L66 125L68 126V128L69 127H71V126H69V125H71V124H69L68 122H70V123H76L77 125V127L75 128V126H74V128L75 129H77V128H79V126H80V128L79 129H77V130H79L80 131V134H78L79 133V131L76 133V131L77 130H75V133L74 134H78L77 136H81V135H85V133L84 134H82V132H81V130H82V127H83V129L85 128V125H84V123H86V125H88V124H90V121H89V117L87 118V122H89V123H87L86 121H83L84 123H83V126L81 125V123H82V121L80 120V116L81 115H83V114H80L79 112H81L80 110H82V109H79V111H77V113H76V110L74 111V113L72 112V111H70L71 113L68 115V117L70 116V118H68V121L66 122V119H64V115H65V117L67 116L66 114H63V115H60L59 113H60V111H58ZM99 110V109H98ZM103 111V109H101L100 108V111ZM33 111V110H32ZM44 110H42L41 112H43ZM48 111V110H47ZM51 111H52V109H51ZM28 112H30V111H28ZM36 112V111H35ZM49 112V111H48ZM6 113H8V112H6ZM34 113V112H33ZM53 113V112H52ZM75 114V116L74 117H72L71 116V114ZM79 113V114H78ZM81 113H83V110H82V112ZM28 114H30V113H28ZM32 114V113H31ZM47 114V116L49 117V115H48V113H46ZM46 114H44V115H46ZM79 116H78V115ZM25 115H27L26 113H25ZM43 115V116H44ZM54 115V114H53ZM10 116V115H9ZM61 116V117H60ZM27 117H28V115H27ZM26 117V118H27ZM40 117V116H39ZM42 117V116H41ZM45 117V116H44ZM76 117V118H75ZM84 118H86V116H83ZM95 117V116H94ZM97 117V116H96ZM95 117V118H96ZM53 118V117H52ZM59 118H58V120H59ZM82 118V117H81ZM3 119V118H2ZM10 119H12V118H10ZM9 119V120H10ZM42 119H43V117H42ZM91 119H92V117H91ZM243 119H245V118H243ZM250 117H249V125H250V131L252 132V127H257L258 125H259V123H258V125H257V123L255 124L254 122H256V120L255 119H257V120H259V122H260V120H262L263 122H264V110H262L260 113H259V115H256L255 114V119H251V122H250ZM1 120V119H0ZM28 120H30V118L28 117ZM38 120V119H37ZM46 120V119H45ZM45 120H44V122H45ZM50 120H51V118H50ZM50 120H48V125L50 126V124H53L54 122H52V120H51V122H49ZM57 120V119H56ZM57 120V121H58ZM5 121V120H4ZM4 121H0V124H2ZM40 121H42V120H40ZM55 121V120H54ZM81 121V122H80ZM99 120H97V123L99 124V122H98ZM101 121V120H100ZM103 121V120H102ZM242 121V120H241ZM247 121V120H246ZM253 121V122H252ZM261 121V122H262ZM2 122V123H1ZM6 122V121H5ZM39 122V121H38ZM38 122H37V124H38ZM43 122V121H42ZM94 122H96L95 120L93 121V123H92V120H91V123L93 124V127L91 128V131H92V129L94 128L95 129V127L98 125L97 123H95V124H97L96 126H94ZM105 122H107V121H104L102 124L104 125V123ZM33 123V122H32ZM46 123V122H45ZM50 123V124H49ZM101 123V122H100ZM247 122H245L244 124H246ZM252 123H254L255 125H253ZM92 124H91V126H92ZM112 124H113V122H112ZM57 125V124H56ZM107 125V126H106ZM109 125H111L110 124V122H108L107 124H105V126L108 128V126ZM114 125V124H113ZM112 125V126H113ZM117 125V124H116ZM121 125V124H120ZM120 125H117V126H115V128L117 129L118 128V126H120ZM38 126H40V124H38ZM60 126V127H61ZM82 126V127H81ZM99 126H101V125H99ZM98 126V127H99ZM44 127H45V125H44ZM47 127V126H46ZM52 128H53V126H51ZM102 127H104V126H101L100 128H101V131H103L102 130ZM123 127H125V125L123 126ZM126 127H128V126H126ZM150 127H148V128H150ZM39 128V127H38ZM49 128V127H48ZM47 128V129H48ZM51 128V129H52ZM63 128V127H62ZM105 128V127H104ZM111 128V127H110ZM114 128V127H113ZM112 128V129H113ZM65 129V128H64ZM63 129V130H64ZM67 129V128H66ZM66 129L64 130V131H66ZM70 129V128H69ZM93 129V130H94ZM97 129V128H96ZM112 129H109V130H106V129H104L105 131H110V130H112ZM116 129H114V130H116ZM123 129V128H122ZM237 129V128H236ZM248 130H249V128H247ZM257 129H259V127H257ZM1 130V129H0ZM261 130V129H260ZM38 131V130H37ZM41 131V130H40ZM46 130H44V132H45ZM71 131V130H70ZM69 131V132H70ZM88 131V130H87ZM87 131H85V132H87ZM90 131V130H89ZM98 131L99 132H101L100 131V129L98 128ZM97 131V132H98ZM158 131V130H157ZM163 132H164V130H162ZM161 131V132H162ZM258 131V130H257ZM257 131H254V132H257ZM43 132V133H44ZM54 132H55V130H54ZM61 132V131H60ZM98 132V133H99ZM106 132V133H107ZM261 132V131H260ZM46 134H47V132H45ZM65 133H67V132H64V134H63V132H61V133H59L58 132V134H56L57 136H56V138H53L54 140L55 139H57V138H59L60 139V141H61V139H63L64 138V140L65 141H67V140H69V143L68 144H70V139L69 138H71V137H69L68 136V134L66 135V136H68V137H66L65 136ZM72 133V132H71ZM96 133V132H95ZM102 133V132H101ZM100 133V134H101ZM104 134V131H103V133L101 134V135H106L107 136V134ZM158 133V132H157ZM160 133V132H159ZM259 133V132H258ZM42 134V133H41ZM50 134H51V132H50ZM49 133H48V135H50ZM252 134V138L253 139H255L256 137L254 136L255 134H257V133H251ZM1 135V134H0ZM100 135V136H101ZM51 136H52V134H51ZM53 136H55V135H53ZM66 138H68V139H66ZM72 136H74L73 134H72ZM76 136V137H77ZM250 137H251V135H249ZM248 136V137H249ZM46 137V136H45ZM48 137V136H47ZM46 137V138H47ZM75 137V136H74ZM74 137H72V141H73V143L75 142L74 141ZM75 137V138H76ZM105 137V136H104ZM104 137H102L101 136V138H103L104 139ZM158 137V136H157ZM157 137H155L154 139H152V143H153V145H156V146H158L157 145V143L156 142H159L158 141V138ZM161 137V136H160ZM163 137V136H162ZM40 138V137H39ZM42 138V137H41ZM40 138V139H41ZM50 138V137H49ZM90 138H92V136L90 137ZM100 138V139H101ZM156 138H157V140H156ZM219 138V137H218ZM43 139V138H42ZM51 139V138H50ZM53 139H52V141H53ZM59 139H57V140H59ZM248 139V138H247ZM39 140V139H38ZM76 140V139H75ZM105 140V139H104ZM46 141H48V140H45V142ZM51 141V142H52ZM63 141V140H62ZM56 142V143H58L57 145H60V143H63V142ZM169 141V140H168ZM231 141V140H230ZM246 141V140H245ZM251 141H253V140H251ZM44 142V141H43ZM42 142V143H43ZM45 142L43 143V144H45ZM53 142H55V141H53ZM68 142V141H67ZM92 142H94V141H92ZM145 142H146V140H145ZM228 142V141H227ZM226 142V143H227ZM254 142V141H253ZM252 142V145L249 143V145H251V147H250V149L252 148L253 149V152L254 151H256V154L257 155H254V158H252L253 159V161H255V157H257L256 159H257V161H255V162H251L250 160H248L249 162L247 163V160H246V163L248 164V165H246L245 167H244V169H245V172H243V170H242V173H238V174H240V175H235L234 173L236 172V170H235V172L233 173L234 174V177L232 178V179H234V180H232L231 182H230V180L228 181L227 179L225 180V182H227L228 181V183L227 184H225V186L223 187H221L220 189H221V191H223V189L222 188H224V191H225V193H226V191H227V193L229 192V194L228 195H230L231 197V199H232V203H237V206H239V204H242V205H244L245 204V202H248V203H246V205L248 206V208L247 209H245V210H241L240 209V207H239V209H238V211H240V213H241V215L239 216V212H237L236 211V214L238 215V216H236L235 215V219H236V221H238L239 223H240V221H241V223L240 224H244V225H246V226H250V230H251V232H250V234L248 235V238H250V239H255V241H257V243L258 244H260V246H261V249L262 248H264V231H260V229H263L262 227H264V218L261 220L260 218V216L263 214V217H264V148H263V144H261L262 143V141H259V140H257V139H255V142H257V144L258 145H260V146H262V147H260V146H256L255 145V147L253 146V144H256L255 142L253 143ZM49 143H50V141H49ZM47 144L48 146L50 145V144ZM56 143H55V146H56ZM147 143H149V142H147ZM191 143V142H190ZM190 143L187 141V140H176L175 138H172V139H170V141L167 143V145H166V149H168L169 150V154L167 155V154H165L166 155V157H165V159H164V156L162 155V153L160 152V153H158L157 155H159V157H160V161H159V159H158V157L156 158V159H158V162L157 163H153V164H156V165H154L153 166V168L151 167V174H153V179H151V180H149L148 182L147 181H145V183H143L144 181H143V179L142 180H140L141 181V185H139V184H137V186H135V184L134 185H131V186H133L134 188H130V186L128 185V187L130 188H128L129 190H131V193H130V191L129 190H127V191H129L128 192V194H130V195H126V194H124V195H122L121 194V196H123V201H126L125 199H124V197L127 199L128 198V196H130V200H131V203L132 204H137V205H140V207H143V209L145 208L146 210H148V212H151V211H149V210H152V209H154V210H157L158 212H159V209L161 208V210H163V212H164V215H162V216H160V217H154L153 219H148L147 217H145V216H136L135 214H138V212H136V211H132V213H133V216H135V220H132L131 221V228H130V233L131 234H133V236H134V234H136V235H139L142 239H146V240H149V237H148V239L146 238L147 237V235L146 234H148V232L153 228V223H158V225H162V223H168L169 221H170V219H171V217L175 214V213H177L178 214V218L180 219V227L181 228H184V230L186 231V232H188L189 234H190V236H191V238H192V240H189V244H190V246H195L196 245V241H197V239H198V237H197V235L198 234H196V233H198V229L200 228V215H199V213L198 212H196V211H198V209H197V206H196V201H195V194H196V186H197V183H196V180H195V173L192 171V170H190V165H191V163H192V161L193 160H198V158H199V156L198 155H196L197 153L195 152H193V150H191L190 149ZM230 143V145H231V142H229ZM36 144H38L37 143V141H36V143H35V145ZM52 144V143H51ZM65 144H66V142H65ZM146 144V143H145ZM224 144H225V141H224ZM236 144H237V142H236ZM42 145V144H41ZM53 145V144H52ZM226 145V144H225ZM232 145H234L233 144V142H232ZM243 145V144H242ZM248 145V144H247ZM38 145H36V146H34V148L35 147H37ZM39 146H40V142H39ZM45 146V145H44ZM44 146H43V148H44ZM51 146V145H50ZM50 146H49V148H50ZM63 146V145H62ZM194 146V145H193ZM41 147V146H40ZM40 147L39 148H37V150L39 151L40 150ZM53 147V146H52ZM228 147V146H227ZM42 148V149H43ZM46 148V147H45ZM241 148H243V147H241ZM31 149H33V147L31 148ZM48 149V148H47ZM46 149V150H47ZM222 150H225V148H223ZM240 150V149H239ZM243 150H244V148H243ZM85 151V150H84ZM91 151V150H90ZM93 151V150H92ZM229 151V150H228ZM227 151V152H228ZM241 151V150H240ZM249 151V150H248ZM250 151H252V150H250ZM44 152V151H43ZM46 152H49V151H46ZM220 152V151H219ZM219 152H217V153H219ZM223 152V151H222ZM225 152V151H224ZM223 152V153H224ZM37 153V152H36ZM230 153V152H229ZM231 153H233V154H235V152H231ZM237 154L238 153H241V152H236ZM243 153H246L245 151H243ZM34 154V153H33ZM42 154V153H41ZM216 154V153H215ZM227 154V153H226ZM225 154V156H227ZM48 155V154H47ZM82 155V154H81ZM91 155V154H90ZM218 155V154H217ZM230 155V154H229ZM239 155V154H238ZM238 155H237V157H238ZM43 156V155H42ZM51 156V155H50ZM53 156V155H52ZM83 156V155H82ZM234 156V155H233ZM232 156V157H233ZM235 156H236V154H235ZM240 156H241V154H240ZM246 156V155H245ZM48 157H49V155H48ZM81 157V156H80ZM88 157V156H87ZM86 157V158H87ZM228 157V156H227ZM242 157H244L243 155H242ZM241 157V158H242ZM247 157V156H246ZM55 158V157H54ZM53 158V159H54ZM83 158V157H82ZM163 158V159H162ZM203 158V157H202ZM225 158V157H224ZM229 158V157H228ZM248 158V157H247ZM38 159V158H37ZM44 159H47V157L45 158V153H44ZM48 159H50V157L48 158ZM57 159V158H56ZM55 159V160H56ZM60 159V158H59ZM62 159V158H61ZM221 159V158H220ZM231 158H229V160H230ZM237 159V158H236ZM40 160V159H39ZM38 160V161H39ZM147 160V159H146ZM155 160V159H154ZM153 160V161H154ZM222 160H223V158H222ZM221 160V161H222ZM225 160V159H224ZM232 160V159H231ZM245 160V159H244ZM37 161V160H36ZM40 161H42V160H40ZM39 161V162H40ZM162 161V162H161ZM200 161H202V160H200ZM216 161V160H215ZM218 161H220V160H218ZM217 161V162H218ZM227 161V160H226ZM241 161L242 162H245V161H243L242 159H241ZM240 161V159H239V162L238 163H242ZM45 162V161H44ZM223 162V161H222ZM225 163V162H224ZM224 163H223V165H224ZM250 163V164H249ZM226 164H227V162H226ZM215 165H217V163L215 164ZM219 165H220V162H219ZM228 165H231V162H230V164L228 163ZM228 165L226 166V167H228ZM232 165H238V164H233L232 163ZM149 166H151V165H149ZM210 166H212V164L210 165ZM218 166V165H217ZM214 167V166H213ZM220 167V166H219ZM219 167H217V168H219ZM222 168V167H221ZM236 168V167H235ZM214 169V168H213ZM216 169V168H215ZM223 169V168H222ZM225 170V169H224ZM232 170H233V168H232ZM238 170H239V168H238ZM211 171V170H210ZM217 171H215V173H216ZM219 172V171H218ZM217 172V173H218ZM221 172V171H220ZM225 172V171H224ZM238 172V171H237ZM241 172V171H240ZM29 172H27V174H28ZM227 174V173H226ZM242 174V175H241ZM215 176H216V174H214ZM228 175V174H227ZM222 176V175H221ZM224 176H226L225 174H224ZM228 176H230V175H228ZM216 177H218V175L216 176ZM231 177H232V174H231ZM230 177V178H231ZM221 178V177H220ZM220 178H218V179H220ZM230 178H228V179H230ZM139 179V178H138ZM215 179V178H214ZM217 179V180H218ZM222 179H223V177H222ZM221 179V180H222ZM216 180V181H217ZM139 181V182H140ZM143 181V182H142ZM213 181V182H212ZM216 181H214V180H211L210 182H211V185L212 184H219V181L217 182V183H214V182H216ZM222 181H224V180H222ZM137 182V181H136ZM143 183V184H142ZM121 184V183H120ZM210 184V183H209ZM221 184V183H220ZM220 184L218 185V187H220ZM222 184H224V183H222ZM125 185V184H124ZM124 185H122L121 184V187L122 186H124ZM117 186V185H116ZM127 186V185H126ZM205 186V185H204ZM213 186V185H212ZM212 186H210L209 185V187L211 188ZM217 186V185H216ZM110 187V186H109ZM218 187H217V189H218ZM251 187V188H250ZM209 188V189H210ZM250 188V189H249ZM111 189V188H110ZM115 189V188H114ZM117 189L118 188H116L115 190L117 191ZM121 189V188H120ZM125 189V188H124ZM205 189V188H204ZM219 189V190H220ZM246 189H248V190H246ZM103 190H106V189H103ZM112 190H113V188H112ZM112 190H110L111 192H112ZM133 190V191H132ZM206 190V189H205ZM212 190L214 191L215 190V188H212ZM240 192V193H238V191ZM248 191V194L247 193H245L246 191ZM249 190H254V191H252V194H250L249 192H251V191H249ZM107 191V190H106ZM223 191V192H224ZM237 191V192H236ZM108 192V191H107ZM113 192H114V190H113ZM112 192V193H113ZM205 192V191H204ZM208 192H210V190H208ZM207 192V193H208ZM218 192V190H216L215 192H211V194H213V195H211L212 197H216V196H214L215 194L214 193H216V194H218L217 193ZM102 193H106V192H103L102 191ZM102 193H100L99 195H102ZM220 193V192H219ZM222 193V192H221ZM220 193V195H221V198H220V196H217L216 198H220V199H212L213 201L212 202H208V201H206V202H208V203H205V205L207 204L208 205V209H210V212H212L213 214H214V211H216V210H220V208H222V207H224V208H226L225 207V205H228V204H224V203H226V196L222 193L221 194ZM226 193V194H227ZM234 193H236V194H234ZM237 193H238V195H237ZM109 194V193H108ZM120 193H118V195L117 196H120L119 195ZM208 194H210V193H208ZM207 194V195H208ZM107 195V194H106ZM206 195V194H205ZM227 195V196H228ZM233 195V196H232ZM240 195V196H239ZM251 195V196H250ZM108 196V195H107ZM116 196V197H117ZM237 196V197H236ZM239 196V197H238ZM248 196V197H247ZM94 197H97V196H94ZM99 197V196H98ZM109 197V196H108ZM114 196H112V198H113ZM204 197V196H203ZM207 196H205L203 199L205 200V198H206ZM209 197V196H208ZM110 198V197H109ZM112 198H110L111 200H112ZM119 198V197H118ZM122 198V197H121ZM211 198V197H210ZM229 198V199H230ZM248 198H249V200H248ZM91 199H92V197H91ZM90 199V200H91ZM105 199V198H104ZM109 199V200H110ZM113 199H115V197L113 198ZM228 199V198H227ZM96 200V199H95ZM106 200H107V198H106ZM119 200H121L122 201V199H120L119 198ZM127 200H129V198L127 199ZM130 200L128 201V202H130ZM207 200V199H206ZM208 200H209V198H208ZM224 200H225V202H224ZM234 200V201H233ZM94 201V200H93ZM92 201V202H93ZM101 201H102V199H101ZM120 201V202H121ZM133 201V202H132ZM210 201H211V199H210ZM87 202V201H86ZM92 202H90V203H92ZM106 202V201H105ZM110 202H112V206H115V205H113L114 203V201H110ZM116 202H118V199L117 200H115V204H116ZM89 203V204H90ZM99 203H101V202H99ZM107 204H109L108 202H106ZM105 203V204H106ZM234 203V204H235ZM239 203V204H238ZM244 203V204H243ZM88 204V203H87ZM95 204V203H94ZM104 204V203H103ZM121 204H123L122 202H121ZM101 205V204H100ZM110 206H111V204H109ZM108 205V206H109ZM117 205H118V203H117ZM129 205V204H128ZM241 205V206H242ZM87 206V205H86ZM86 206H82V208L80 209V210H82L84 207L86 208ZM92 205H90V207H91ZM105 206V205H104ZM111 206V207H112ZM229 206V205H228ZM236 206V205H235ZM89 207V208H90ZM95 207H96V205H95ZM98 207V206H97ZM101 207V206H100ZM103 207V206H102ZM207 207V206H206ZM231 207H233V206H231ZM107 208V207H106ZM108 208H110V207H108ZM157 208H159V209H157ZM223 208V209H224ZM235 208V207H234ZM242 208H243V206H242ZM245 208V207H244ZM263 208V209H262ZM229 209H230V206H229ZM232 209V208H231ZM145 210V211H146ZM222 210V209H221ZM233 210V209H232ZM261 210H263V212L261 211ZM60 211V210H59ZM131 211V210H130ZM156 211V212H157ZM206 211V213L209 211V210H205ZM204 211V212H205ZM223 211V210H222ZM235 211V210H234ZM233 211V212H234ZM209 212V213H210ZM227 212V211H226ZM229 212V211H228ZM153 213V212H152ZM203 213V212H202ZM217 213H219V212H217ZM239 213V214H238ZM260 213H261V215H260ZM59 214V213H58ZM60 214H61V211H60ZM220 214H221V212H220ZM227 214V213H226ZM203 216H204V214H202ZM206 215H208V214H206ZM205 215V216H206ZM215 215H217L216 213H215ZM223 215V214H222ZM255 215H260V216H255ZM204 216V217H205ZM249 216V217H248ZM213 217V216H212ZM217 217V216H216ZM229 217V216H228ZM248 217V218H247ZM256 217L258 218V219H256ZM206 218L208 219L209 217H207L206 216ZM230 218V217H229ZM133 219V218H132ZM204 219V218H203ZM211 220V219H210ZM210 220H209V222H210ZM225 220H227V219H225ZM260 220L262 221V223H263V226H261L260 227V229L259 228H255V226H254V223L255 222H260ZM205 220H203L202 221V224H204L203 222H204ZM228 221V220H227ZM208 222V223H209ZM223 222V221H222ZM222 222H220V223H222ZM225 222V221H224ZM223 222V224H225L226 225V222L224 223ZM232 222V221H231ZM197 223V224H196ZM215 223V222H214ZM219 223V224H220ZM235 223V222H234ZM233 223V224H234ZM206 224V225H205ZM205 226H207V223L205 222ZM210 224H211V222H210ZM236 224H238V223H236ZM235 224V225H236ZM259 224V223H258ZM217 225V224H216ZM222 225V224H221ZM224 225V226H225ZM243 225V226H244ZM261 225V222H260V224H259V226ZM218 226V225H217ZM217 226H216V230H215V234H216V232H217ZM242 226V225H241ZM246 226H244L245 228H247ZM128 227V226H127ZM235 227H237V228H239L238 227V225L237 226H235ZM258 227V226H257ZM129 228V227H128ZM156 228V227H155ZM205 228V227H204ZM212 228H214V225H213V227ZM218 228H221L220 226L218 227ZM236 228V229H237ZM247 228V229H248ZM162 230H164V228H161ZM167 229V228H166ZM169 229V233H170V235H173V238H174V233L170 230V228H168ZM202 229H203V227H202ZM228 229H229V226H228ZM231 229V228H230ZM234 229V228H233ZM253 229H255L254 231H256V232H254L253 231ZM258 229V230H257ZM214 230H212V231H214ZM218 230H221V229H218ZM240 230V229H239ZM264 230V229H263ZM44 231V230H43ZM156 231H158V229L156 230ZM177 231V230H176ZM211 231V230H210ZM230 231V230H229ZM233 231V230H232ZM253 231V232H252ZM159 232H160V230H159ZM167 232V231H166ZM242 232V231H241ZM240 232V233H241ZM248 232H249V230H248ZM161 233V232H160ZM159 233V234H160ZM178 233V232H177ZM208 233V232H207ZM233 233H234V231H233ZM239 232H236V235H238L239 236V234H240ZM243 234H244V231L242 232ZM241 233V234H242ZM157 234V233H156ZM206 233H204V235H205ZM210 234H212L211 232H210ZM214 234V233H213ZM145 235H146V237H145ZM149 235H150V233H149ZM148 235V236H149ZM209 235V234H208ZM207 235V236H208ZM230 235V234H229ZM245 235V234H244ZM45 236V241H48V239L46 238L47 236L46 235H44ZM52 237H53V239H51V240H49V242L50 241H54L55 239L54 238H59V239H61V240H63V238H60V237H62V236H57V237H55V235H51ZM138 236V237H139ZM144 236V237H143ZM169 235L168 234H166L165 233V230L160 234V237L158 238L159 239V242L158 241H156V245L157 244H163L164 246H165V248L168 250V249H170V251H169V253L171 252V254H172V250H173V248H172V245H170L171 246V248H172V250H171V248H169L170 246H168L169 244H167V242H169L170 244L172 243V242H170V240L171 239H169L168 240V237ZM199 236V235H198ZM211 236V235H210ZM213 236V235H212ZM211 236V237H212ZM226 236H228V235H226ZM225 236V237H226ZM232 236L234 237L235 235H233L232 234ZM237 236V237H238ZM42 237V236H41ZM50 237V236H49ZM48 237V238H49ZM52 237H50V238H52ZM125 237V236H124ZM139 237V238H140ZM152 237V236H151ZM232 237V238H233ZM240 237V236H239ZM259 237V238H258ZM49 238V239H50ZM65 238V237H64ZM203 238H204V236H203ZM202 238V239H203ZM220 238H224V237H220ZM230 238V237H229ZM240 238H242V236L240 237ZM256 238H258V239H256ZM58 239V241L60 242V240ZM151 239V238H150ZM175 239V238H174ZM173 239V240H174ZM206 239V238H205ZM213 239H215L216 240V238H213ZM238 240V238H235V240ZM204 240V239H203ZM202 240V241H203ZM207 240V239H206ZM220 240H222V239H220ZM230 240H231V238H230ZM235 240H234V242H235ZM246 240V239H245ZM244 240V241H245ZM43 241H44V239H43ZM44 241V242H45ZM57 241V239L54 241V243ZM152 241V240H151ZM232 241V240H231ZM230 241V242H231ZM62 242V241H61ZM130 242V241H129ZM132 242V241H131ZM134 242V241H133ZM175 242V241H174ZM205 242V241H204ZM214 242V241H213ZM222 242H224V240H222ZM233 242V241H232ZM240 242V241H239ZM58 243V242H57ZM56 243V244H57ZM146 243H147V241H146ZM145 242H144V245L146 244ZM149 243V242H148ZM216 243H218V242H216ZM238 243V242H237ZM242 243V242H241ZM117 244V243H116ZM130 244V243H129ZM129 244H127V245H129ZM137 244V243H136ZM135 244V245H136ZM140 244V243H139ZM142 244V243H141ZM151 244H152V242H151ZM155 244V243H154ZM153 244V245H154ZM232 244V243H231ZM248 244V243H247ZM257 244V245H258ZM51 245V244H50ZM58 245V244H57ZM119 245V244H118ZM148 245V244H147ZM215 245V244H214ZM246 245V244H245ZM55 246V245H54ZM53 246V247H54ZM122 246V245H121ZM120 246V247H121ZM131 246V245H130ZM134 246V245H133ZM149 246V245H148ZM151 246V245H150ZM155 246V245H154ZM159 246V245H158ZM167 246H168V248H167ZM204 246V245H203ZM41 247H42V245H41ZM47 247V249H48V246H46ZM45 247V248H46ZM51 247V249H52V245L50 246ZM57 247V246H56ZM116 247V246H115ZM123 247H124V245H123ZM140 247V246H139ZM214 247H217V244L214 246ZM213 247V248H214ZM236 247V246H235ZM129 248V247H128ZM142 248V247H141ZM145 249H146V247H144ZM157 248V247H156ZM209 248V247H208ZM207 248V249H208ZM211 248H212V246H211ZM229 248V247H228ZM256 248H257V246H256ZM44 249V248H43ZM115 250L117 249V248H114ZM138 249V248H137ZM143 249V248H142ZM148 249V248H147ZM150 249H152V248H150ZM154 250V252H155V248H153ZM164 250L163 252H165V254L167 253V250ZM210 249V248H209ZM208 249V250H209ZM241 249V248H240ZM254 249V248H253ZM261 249H260V251H261ZM0 250H1V248H0ZM44 250H46V249H44ZM49 250V249H48ZM48 250H46V251H48ZM55 250H57V249H55ZM132 250V249H131ZM149 250V249H148ZM159 250V249H158ZM163 249L161 248V251H162ZM233 250V249H232ZM239 250V249H238ZM244 250H246V249H244ZM244 250H243V252H244ZM2 252H0V261L3 259V258H5L6 257V255L7 254H9V253H3V250H1ZM11 251L13 252V250L11 249ZM51 251V250H50ZM49 251V252H50ZM119 251V250H118ZM122 251H123V249H122ZM125 251V250H124ZM136 251V250H135ZM157 251V250H156ZM160 251V250H159ZM159 251H157V253L159 252ZM160 251V252H161ZM213 251V250H212ZM216 251H218V250H216ZM220 251V250H219ZM262 251H263V249H262ZM7 252V251H6ZM10 252V251H9ZM53 252V251H52ZM55 252H57V251H55ZM117 251H115V253H116ZM120 252V251H119ZM127 252H131L132 253V251H127ZM126 252V253H127ZM215 252V251H214ZM212 253V252H208L209 253V255H211V254H213V256L215 255V253ZM229 252H231V251H229ZM228 251H227V253H229ZM234 252V251H233ZM236 252V251H235ZM241 252V251H240ZM240 252L238 253V254H240ZM242 252V253H243ZM246 252V251H245ZM251 252H254V250L252 251L251 250ZM250 252V253H251ZM121 253V252H120ZM122 253H124V252H122ZM174 253H176V252H174V250H173V254ZM207 253V252H206ZM216 253H218V252H216ZM221 253H224V252H222L221 251ZM227 253H225V254H227ZM249 253V254H250ZM263 253V252H262ZM130 254V253H129ZM134 254V253H133ZM142 254H145L144 252H142ZM160 254H162V253H159V256H161ZM220 256H221V254L220 253H218ZM234 254H236V253H234ZM238 254H237V256H238ZM245 254H247V253H245ZM252 254H257V255H252L253 256V258L254 259H256V258H259V257H261V259L260 260H262L263 258H264V255L263 256H259L258 255V252L256 253V252H254V253H252ZM264 254V253H263ZM10 256H7L8 258L9 257H11L12 255L11 254H9ZM15 255V254H14ZM114 255V254H113ZM123 255V254H122ZM137 255H138V253H137ZM151 255V254H150ZM153 255V254H152ZM164 255V254H163ZM162 255V256H163ZM167 255V256H166ZM165 256L166 257H168L170 254H166ZM207 255V254H206ZM208 255V256H209ZM232 255V254H231ZM242 255V254H241ZM261 255V254H260ZM18 256V255H17ZM134 256H135V254H134ZM133 256V257H134ZM143 256V255H142ZM154 256V255H153ZM152 256V257H153ZM158 256V257H159ZM174 256V255H173ZM194 256H195V254H194ZM204 256V255H203ZM223 256V255H222ZM252 256H250V258L252 257ZM7 257L5 258V261H6V259H7ZM140 257V256H139ZM169 257H171V256H169ZM206 257V256H205ZM212 257V256H211ZM235 257V256H234ZM238 257H241V256H238ZM248 257V256H247ZM12 259H13V262H14V258L13 257H11ZM16 258V257H15ZM61 258V257H60ZM119 258V257H118ZM141 258V257H140ZM144 258H146V257H144ZM163 258V257H162ZM214 257H212V259H213ZM249 258V257H248ZM54 259V258H53ZM126 259V258H125ZM130 259V258H129ZM148 259V258H147ZM158 259V258H157ZM207 259H209L210 261H211V258L209 257V258H207L206 257V260ZM218 259V258H217ZM258 259V260H259ZM10 260V259H9ZM60 260V259H59ZM58 260V261H59ZM63 260V259H62ZM131 260L133 261V259H132V257H131ZM134 260H137V259H135L134 258ZM139 260V259H138ZM150 260V259H149ZM163 260V259H162ZM173 260V259H172ZM241 260V259H240ZM246 260V259H245ZM249 260V259H248ZM257 260V259H256ZM257 260V261H258ZM259 260V261H260ZM264 260V259H263ZM263 260L262 261H260V262H262V264H264L263 263ZM8 261V260H7ZM53 261H55L56 262V260H53ZM102 261V260H101ZM140 261V260H139ZM156 261V260H155ZM164 262H165V259L163 260ZM174 261V260H173ZM194 261V260H193ZM209 261V262H210ZM233 261V260H232ZM235 261V260H234ZM237 261V260H236ZM251 261V260H250ZM253 261V260H252ZM3 262V261H2ZM10 261H8V263H9ZM17 262H18V260H17ZM54 262V263H55ZM61 262V261H60ZM103 262V261H102ZM111 262V261H110ZM129 262H131V261H129ZM129 262H126L127 264L129 263ZM141 262V261H140ZM157 262V261H156ZM211 262H213V260L211 261ZM210 262V263H211ZM215 263H216V261H214ZM219 262H221V261H219ZM239 262V261H238ZM241 262V261H240ZM256 262V261H255ZM254 262V263H255ZM259 262V263H260ZM12 263V262H11ZM61 263H63V262H61ZM100 263V262H99ZM108 263V262H107ZM123 263V262H122ZM161 263H162V261H161ZM160 263V264H161ZM253 263V264H254ZM5 264V263H4ZM16 264V263H15ZM31 264V263H30ZM117 264V263H116ZM118 264H119V259H118ZM131 264V263H130ZM137 264V263H136ZM139 264V263H138ZM144 264V263H143ZM151 264V263H150ZM158 264V263H157ZM164 264H169L168 263V261L166 262V263H164ZM171 264H173L172 263V261H171ZM201 264H204V263H201ZM214 264V263H213ZM218 264V263H217ZM222 264H224V263H222ZM241 264V263H240ZM245 264V263H244ZM261 264V263H260Z\"/></svg>",
	"mask_w": 264,
	"mask_h": 264
}]
</instances>
